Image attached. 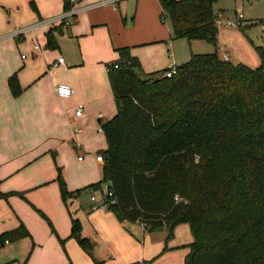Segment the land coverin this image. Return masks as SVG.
I'll list each match as a JSON object with an SVG mask.
<instances>
[{
	"label": "trees",
	"instance_id": "trees-1",
	"mask_svg": "<svg viewBox=\"0 0 264 264\" xmlns=\"http://www.w3.org/2000/svg\"><path fill=\"white\" fill-rule=\"evenodd\" d=\"M217 0H159L173 39L215 46ZM48 41L51 33L46 35ZM108 79L116 115L101 125L102 180L69 192L57 182L64 202L82 191L111 184L107 205L120 223L140 224L148 233L188 225L192 242L184 264H264V51L251 69L216 53L192 55L176 67L143 74L129 48L117 50ZM20 95L16 76L8 79ZM71 237L83 249L80 223ZM28 236L20 225L0 242Z\"/></svg>",
	"mask_w": 264,
	"mask_h": 264
},
{
	"label": "crops",
	"instance_id": "crops-1",
	"mask_svg": "<svg viewBox=\"0 0 264 264\" xmlns=\"http://www.w3.org/2000/svg\"><path fill=\"white\" fill-rule=\"evenodd\" d=\"M101 1L77 0L79 13L69 27L42 24L13 36L17 28L60 16L64 2L0 0V192H11L7 203L0 200V232L20 225L28 232L3 243L10 264H145L163 237L137 223H120L107 209L92 211L91 195L85 200L82 193L70 207L76 210L77 202L80 208V237L90 242L83 249L71 237L72 219L55 182L61 176L74 193L102 179L96 155L107 149L101 125L116 115L107 67L118 61V49L129 48L143 74L189 58L186 40H174L170 25L164 29L159 0ZM216 14L217 20L224 16ZM59 58L64 63L54 66ZM252 61L246 64L254 66ZM13 75L17 97L8 87ZM58 84L71 87L73 95L58 98ZM69 157H76L77 175L69 171Z\"/></svg>",
	"mask_w": 264,
	"mask_h": 264
},
{
	"label": "rangeland",
	"instance_id": "rangeland-1",
	"mask_svg": "<svg viewBox=\"0 0 264 264\" xmlns=\"http://www.w3.org/2000/svg\"><path fill=\"white\" fill-rule=\"evenodd\" d=\"M213 7L215 13L221 11L224 14L223 17L220 16L217 20L218 32L216 44L214 46L206 41L194 40L188 42L186 40L183 44L187 46L186 52L189 54L188 61L191 55L216 53L219 57H231V63L233 64H243L251 69L257 68L260 65L258 48H264V25L261 22V20H264V0H217ZM227 21L237 22L239 27H227L225 25ZM164 23V29L169 30V20L166 19ZM18 29L21 30L22 28H17L15 31ZM180 42L181 41H178V43ZM252 60H255L256 64L254 66H249L248 64L252 65V63H254ZM75 160L76 157H74V159L69 157L67 160L69 171L74 175L77 173ZM56 179L57 178H55V180ZM55 182L58 184L57 181ZM57 188L59 189V185ZM10 193L0 192V200L7 203L8 197L11 195ZM82 193L83 199L85 200H87L84 197L86 194L89 196L95 195L96 198H99L98 193L93 194L90 191H82ZM82 193H80V196ZM24 195L25 193L23 192L18 193V197H23ZM75 197L76 195L74 199H76ZM70 200H72V198L67 199L66 202L62 200V202L66 204L71 219L78 220L77 217L79 216L77 213L78 210L80 211V208L77 202H75L73 203V208H75L76 205L77 209H72L70 205L73 200ZM74 214L76 216H74ZM176 228L170 238L168 237L166 229L157 233L159 235L158 238L163 236L160 243L156 246L157 254L149 261L144 259L143 261H145V264H184L185 257L189 253L188 245L192 242V237L188 226L182 225ZM6 232L9 231L0 232V235ZM10 243L12 244L14 242L10 241ZM5 248H7V246L0 242V264H10L8 260L6 261Z\"/></svg>",
	"mask_w": 264,
	"mask_h": 264
},
{
	"label": "built area",
	"instance_id": "built-area-1",
	"mask_svg": "<svg viewBox=\"0 0 264 264\" xmlns=\"http://www.w3.org/2000/svg\"><path fill=\"white\" fill-rule=\"evenodd\" d=\"M117 0H102L100 2L101 5H105L108 3H114ZM64 2V11L62 14L58 17L49 19V20H44L39 22L37 25H33L28 27L27 29H21L13 33V36H18L22 35L27 31H33L37 26L45 24L48 26H55V25H63L65 27H69L72 23V21L75 19L77 14L79 13V9L77 8V0H63ZM166 16L164 14L161 15V21L165 22ZM262 24L264 25V20H261ZM227 27H235L238 25L237 22H231L227 21L225 24ZM35 50H38L39 47L37 45L34 46ZM264 51V48H263ZM227 60V59H226ZM64 63L63 58H59L57 60V63L54 64V66H58ZM112 68H117L116 65H114ZM111 67H107V72L112 69ZM176 66L174 65H169L168 68L166 69V72L164 73L165 78H171L176 74ZM54 92L58 98L61 99H67L71 97L74 93L73 89L67 85L64 84H58L54 86ZM76 117L81 116V110H77L75 112ZM102 131V130H101ZM76 132H79L76 130ZM82 158L79 157L78 160H81ZM96 161L99 163H104V158L102 153H98L96 155ZM93 194L98 193L99 198H96L95 195L90 196V202L93 204L91 207L92 211L97 210V209H107L108 204L114 203L113 199V192L111 190V184L109 182H105L101 185L100 189L97 190L96 192H92ZM143 228V227H142Z\"/></svg>",
	"mask_w": 264,
	"mask_h": 264
}]
</instances>
